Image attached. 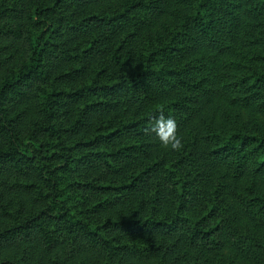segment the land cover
Instances as JSON below:
<instances>
[{
  "label": "trees",
  "instance_id": "16d2710c",
  "mask_svg": "<svg viewBox=\"0 0 264 264\" xmlns=\"http://www.w3.org/2000/svg\"><path fill=\"white\" fill-rule=\"evenodd\" d=\"M109 2L0 0V264H264V0Z\"/></svg>",
  "mask_w": 264,
  "mask_h": 264
},
{
  "label": "rangeland",
  "instance_id": "374dc122",
  "mask_svg": "<svg viewBox=\"0 0 264 264\" xmlns=\"http://www.w3.org/2000/svg\"><path fill=\"white\" fill-rule=\"evenodd\" d=\"M112 0H110L111 2ZM109 2V3H110ZM206 115L211 117L212 120L221 126L225 125H246L249 126L252 121H257L259 123L264 120V117L254 115L249 109H239L232 108L225 104L222 101H217L213 105H210L206 111ZM194 125L197 126L200 130L204 129L203 123L196 119ZM17 257L23 256L24 264H44L46 260L42 256H38L34 252L33 248L28 247L27 252L24 254L23 250H18L15 252Z\"/></svg>",
  "mask_w": 264,
  "mask_h": 264
},
{
  "label": "clouds",
  "instance_id": "9594fccd",
  "mask_svg": "<svg viewBox=\"0 0 264 264\" xmlns=\"http://www.w3.org/2000/svg\"><path fill=\"white\" fill-rule=\"evenodd\" d=\"M145 131L153 134L165 149L180 151L183 148L182 137L178 134L177 121L172 116H166L163 109L159 110L158 115L150 118Z\"/></svg>",
  "mask_w": 264,
  "mask_h": 264
}]
</instances>
